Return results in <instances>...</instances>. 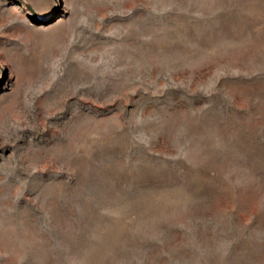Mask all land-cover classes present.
Here are the masks:
<instances>
[{"label":"rangeland","instance_id":"rangeland-1","mask_svg":"<svg viewBox=\"0 0 264 264\" xmlns=\"http://www.w3.org/2000/svg\"><path fill=\"white\" fill-rule=\"evenodd\" d=\"M0 264H264V0H0Z\"/></svg>","mask_w":264,"mask_h":264},{"label":"bare ground","instance_id":"bare-ground-1","mask_svg":"<svg viewBox=\"0 0 264 264\" xmlns=\"http://www.w3.org/2000/svg\"><path fill=\"white\" fill-rule=\"evenodd\" d=\"M14 10H16L17 8H13Z\"/></svg>","mask_w":264,"mask_h":264}]
</instances>
